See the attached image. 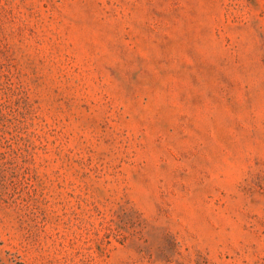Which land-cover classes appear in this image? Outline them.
<instances>
[{
    "label": "rangeland",
    "instance_id": "rangeland-1",
    "mask_svg": "<svg viewBox=\"0 0 264 264\" xmlns=\"http://www.w3.org/2000/svg\"><path fill=\"white\" fill-rule=\"evenodd\" d=\"M0 264H264V0H0Z\"/></svg>",
    "mask_w": 264,
    "mask_h": 264
}]
</instances>
